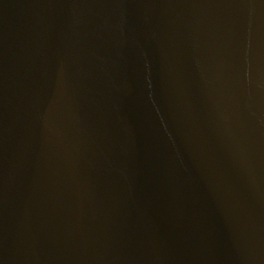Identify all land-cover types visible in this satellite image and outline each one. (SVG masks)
<instances>
[{"label": "water", "instance_id": "water-1", "mask_svg": "<svg viewBox=\"0 0 264 264\" xmlns=\"http://www.w3.org/2000/svg\"><path fill=\"white\" fill-rule=\"evenodd\" d=\"M0 264H264V0H0Z\"/></svg>", "mask_w": 264, "mask_h": 264}]
</instances>
